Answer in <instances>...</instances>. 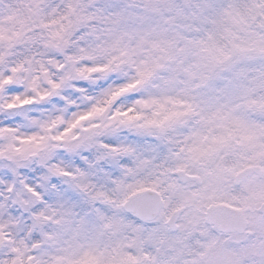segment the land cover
<instances>
[{
    "label": "clouds",
    "instance_id": "1",
    "mask_svg": "<svg viewBox=\"0 0 264 264\" xmlns=\"http://www.w3.org/2000/svg\"><path fill=\"white\" fill-rule=\"evenodd\" d=\"M0 264H264V0H0Z\"/></svg>",
    "mask_w": 264,
    "mask_h": 264
},
{
    "label": "rangeland",
    "instance_id": "2",
    "mask_svg": "<svg viewBox=\"0 0 264 264\" xmlns=\"http://www.w3.org/2000/svg\"><path fill=\"white\" fill-rule=\"evenodd\" d=\"M56 195L58 198L63 199L67 197L68 195H70V190L69 191H58Z\"/></svg>",
    "mask_w": 264,
    "mask_h": 264
}]
</instances>
